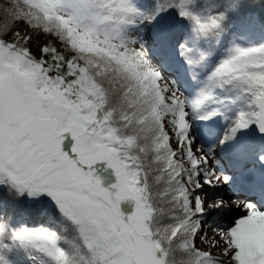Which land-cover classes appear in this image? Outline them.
I'll use <instances>...</instances> for the list:
<instances>
[{
  "label": "snow or ice",
  "instance_id": "1",
  "mask_svg": "<svg viewBox=\"0 0 264 264\" xmlns=\"http://www.w3.org/2000/svg\"><path fill=\"white\" fill-rule=\"evenodd\" d=\"M0 264H264V0H0Z\"/></svg>",
  "mask_w": 264,
  "mask_h": 264
}]
</instances>
